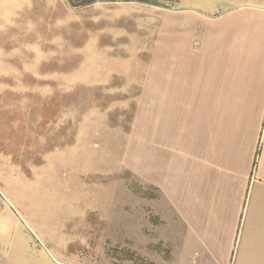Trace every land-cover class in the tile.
Here are the masks:
<instances>
[{
  "label": "crops",
  "instance_id": "1",
  "mask_svg": "<svg viewBox=\"0 0 264 264\" xmlns=\"http://www.w3.org/2000/svg\"><path fill=\"white\" fill-rule=\"evenodd\" d=\"M184 1H123L156 10L134 33L122 26L106 43L97 37L94 59L82 49V83L116 91L123 78L138 91L111 102L132 105L127 131L99 109L79 131L125 137L123 168L155 193L128 194V233L152 225L151 208L182 263L264 264V0ZM19 250L0 243V264H24Z\"/></svg>",
  "mask_w": 264,
  "mask_h": 264
},
{
  "label": "rangeland",
  "instance_id": "2",
  "mask_svg": "<svg viewBox=\"0 0 264 264\" xmlns=\"http://www.w3.org/2000/svg\"><path fill=\"white\" fill-rule=\"evenodd\" d=\"M81 2L0 0V243L18 244L24 264L33 258L39 264H185L176 258L174 235L166 242L155 228L160 221L151 208L150 227L127 231L128 194L155 193L123 168L125 137L79 131L90 109L127 131L132 105L117 111L121 105L111 102L138 91L125 88L123 78L116 91L82 83L75 73L82 49L87 45L94 59L97 37L106 43L112 28L122 26L134 33L136 20L156 9L121 0ZM65 95L57 124L71 131L51 149V99Z\"/></svg>",
  "mask_w": 264,
  "mask_h": 264
},
{
  "label": "trees",
  "instance_id": "3",
  "mask_svg": "<svg viewBox=\"0 0 264 264\" xmlns=\"http://www.w3.org/2000/svg\"><path fill=\"white\" fill-rule=\"evenodd\" d=\"M84 5H89L95 0H80ZM121 1H137L141 3H158V1L152 0H121ZM170 1V0H163ZM69 96L54 97L51 99V149L61 146L62 139L68 134L69 126L61 125L58 126V120L61 116V108L65 107L67 103L65 102Z\"/></svg>",
  "mask_w": 264,
  "mask_h": 264
}]
</instances>
